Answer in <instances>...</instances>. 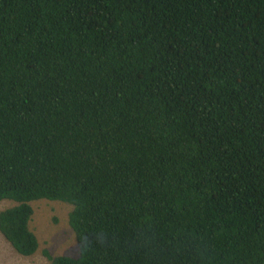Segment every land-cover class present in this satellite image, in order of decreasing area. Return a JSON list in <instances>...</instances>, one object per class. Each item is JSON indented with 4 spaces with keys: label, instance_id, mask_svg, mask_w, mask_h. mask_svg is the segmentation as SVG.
<instances>
[{
    "label": "trees",
    "instance_id": "16d2710c",
    "mask_svg": "<svg viewBox=\"0 0 264 264\" xmlns=\"http://www.w3.org/2000/svg\"><path fill=\"white\" fill-rule=\"evenodd\" d=\"M72 206L50 264H264V0H0V233Z\"/></svg>",
    "mask_w": 264,
    "mask_h": 264
},
{
    "label": "rangeland",
    "instance_id": "374dc122",
    "mask_svg": "<svg viewBox=\"0 0 264 264\" xmlns=\"http://www.w3.org/2000/svg\"><path fill=\"white\" fill-rule=\"evenodd\" d=\"M12 205L11 200H0V211ZM30 205L33 214L29 226L38 238L37 251L31 256H22L0 233V264H50L42 254L43 250H47L51 256H77L75 234L69 225L72 206L45 199L32 201Z\"/></svg>",
    "mask_w": 264,
    "mask_h": 264
}]
</instances>
